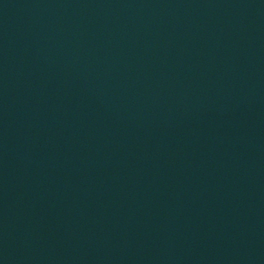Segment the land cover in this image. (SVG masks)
<instances>
[{
	"label": "water",
	"instance_id": "95a60500",
	"mask_svg": "<svg viewBox=\"0 0 264 264\" xmlns=\"http://www.w3.org/2000/svg\"><path fill=\"white\" fill-rule=\"evenodd\" d=\"M0 264H264V0H0Z\"/></svg>",
	"mask_w": 264,
	"mask_h": 264
}]
</instances>
